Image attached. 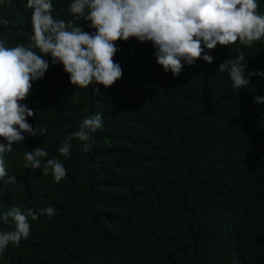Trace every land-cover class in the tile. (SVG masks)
I'll return each instance as SVG.
<instances>
[{"label": "trees", "instance_id": "obj_1", "mask_svg": "<svg viewBox=\"0 0 264 264\" xmlns=\"http://www.w3.org/2000/svg\"><path fill=\"white\" fill-rule=\"evenodd\" d=\"M51 2L55 19L73 20L72 0ZM257 3L264 15V0ZM31 15L27 0H0L6 47L31 43ZM90 23L74 19L93 32ZM116 44L123 75L112 86L76 87L49 60L21 102L45 134L24 133L5 153L17 182L0 181V215L17 206L38 219L28 217L29 237L0 251V264H264V104L253 103L264 96V78L236 89L228 72L217 71L240 55L247 70L264 71V37L217 45L213 63L198 59L179 76L156 63L150 41ZM96 113L103 127L91 150L73 139L70 157L62 156L65 138ZM37 146L48 155L32 171L24 153ZM52 158L67 170L59 182L43 171ZM49 205L51 217L40 212ZM13 228L0 222V232Z\"/></svg>", "mask_w": 264, "mask_h": 264}, {"label": "clouds", "instance_id": "obj_2", "mask_svg": "<svg viewBox=\"0 0 264 264\" xmlns=\"http://www.w3.org/2000/svg\"><path fill=\"white\" fill-rule=\"evenodd\" d=\"M27 7L32 9L31 43L6 47L0 41V137L6 141L0 142V181L6 184L16 183L17 178L7 172L5 153L12 152L15 142L25 139L24 133L45 134L43 126L33 127L28 122L27 117H33L35 111L21 102L27 98L33 82L44 78L49 60L53 65L62 64L70 83L76 87L87 89L101 84L108 88L123 75L121 65L113 59L121 50L116 41H150L156 63L165 72L179 76L185 65H195L198 59L213 63L215 58L210 50L217 45L239 41L251 46L264 37V15L257 11V0H72L69 12L73 20L68 21L53 17L51 0H27ZM80 18L91 21L88 27L95 31L87 32L75 25L74 19ZM217 71L228 72L236 89L246 87L250 77L264 78V71L247 70L243 55L221 62ZM93 92L102 94L99 88ZM253 103L264 104V96L256 95ZM102 127L101 113L86 117L79 129L65 138L59 153L70 157L73 139L81 142V151H90L93 135ZM47 155V150L39 146L25 152V168L40 169V158ZM43 171L51 172L56 182L67 174L56 158L48 159ZM40 212L49 217L55 215L51 205ZM29 216L38 219L33 209L25 213L17 206L0 215V222L14 224L11 231L0 232V251L29 237Z\"/></svg>", "mask_w": 264, "mask_h": 264}]
</instances>
